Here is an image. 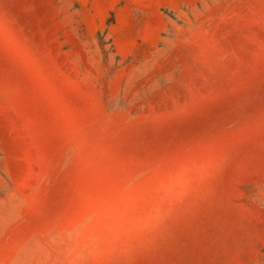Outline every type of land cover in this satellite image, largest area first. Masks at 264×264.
I'll return each mask as SVG.
<instances>
[{"label":"rangeland","instance_id":"obj_1","mask_svg":"<svg viewBox=\"0 0 264 264\" xmlns=\"http://www.w3.org/2000/svg\"><path fill=\"white\" fill-rule=\"evenodd\" d=\"M0 264H264V0H0Z\"/></svg>","mask_w":264,"mask_h":264}]
</instances>
